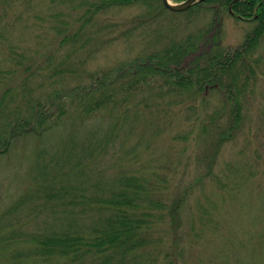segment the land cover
<instances>
[{"label": "trees", "instance_id": "1", "mask_svg": "<svg viewBox=\"0 0 264 264\" xmlns=\"http://www.w3.org/2000/svg\"><path fill=\"white\" fill-rule=\"evenodd\" d=\"M13 1L17 10L9 14L0 7V157L16 141H32L24 191L43 196L49 210L43 214L40 201L29 208L38 216L21 257L29 261L0 264L197 261L193 244L203 234L192 232V222L190 242L181 247L176 211L201 179L182 175L196 165L208 183L221 143L240 130L239 97L244 101L264 70V4L201 0L177 13L160 0ZM129 7L135 12L118 24ZM229 10L252 23L234 48L219 43ZM16 22L27 36L12 35ZM120 41L135 52L111 46ZM206 92L222 95L216 110H206ZM187 122V131L178 130ZM138 128L151 141L140 133L123 144ZM170 134L171 170L159 171L148 190L145 173L132 167L140 168L146 150ZM186 134L190 144L204 140L208 149L174 148Z\"/></svg>", "mask_w": 264, "mask_h": 264}, {"label": "rangeland", "instance_id": "2", "mask_svg": "<svg viewBox=\"0 0 264 264\" xmlns=\"http://www.w3.org/2000/svg\"><path fill=\"white\" fill-rule=\"evenodd\" d=\"M170 2L176 3L172 0ZM4 5L8 8V14L11 10H17L13 0L0 1V7ZM18 8L21 9L19 2ZM134 12V9L129 7L117 16V23L122 24L121 18ZM11 26L12 35L19 39L27 36L18 22ZM251 26L252 23L226 17L222 22L219 43L228 48L239 46ZM114 30L116 31L117 27H114ZM111 46L123 52H135L123 41ZM105 52L111 54L113 51L107 49ZM245 93L247 94L244 101L242 96L239 97L243 107L238 122L240 130L234 135V140L221 143L215 155L209 182L206 180L202 182L204 179L199 176L200 168L196 165L190 167V174L182 175L184 181H189L188 175H191L194 180L200 178L202 182L201 185L199 183L190 188L189 193L184 195L181 208L176 211L181 247L185 248L188 245L193 231L197 230L203 234L199 239V245L193 244V247L197 248V261H191L190 264H264V70L256 75L255 84ZM221 97L220 93L206 92L204 95L206 110L212 111L220 107ZM188 128L187 122L184 128L178 130L183 132ZM140 133L144 141H151V138L147 139L146 132L132 130L128 133V141L125 140L123 144L133 143L135 138H139ZM61 134L58 133L59 136ZM171 135L158 138L157 143L152 144L139 159L140 168L132 167L137 174L141 171L145 173L146 182L143 185H146L148 190L152 185L150 183L160 177L159 171L164 173L171 170L173 152H170L167 145ZM189 138L187 134L185 137L178 136L172 145L178 150H193L194 147L201 149L204 143L203 150L208 149V144L204 140L200 143L193 141V144H190ZM33 149L32 141L19 140L0 157V263L29 261L21 257L30 243V233L38 219L36 211L33 216L29 214V208L34 202H42L41 199H44L43 196L40 199L34 190L24 191L30 184ZM162 160L165 167L161 163ZM174 174L181 175L177 172ZM55 181L50 185H57ZM204 194L212 199L209 205L202 200L201 196ZM47 210L49 202L46 200V204L42 202L43 214ZM192 222L195 228L189 233ZM173 231L168 230L169 236L174 235ZM36 260L37 258H32L30 261L35 263ZM188 262L190 261H178L179 264Z\"/></svg>", "mask_w": 264, "mask_h": 264}, {"label": "water", "instance_id": "3", "mask_svg": "<svg viewBox=\"0 0 264 264\" xmlns=\"http://www.w3.org/2000/svg\"><path fill=\"white\" fill-rule=\"evenodd\" d=\"M197 1L198 0H184L181 3L173 4L169 0H161V3L163 7H165L166 9L170 11L180 12V11H184L188 9L190 6H192ZM261 1L262 3H264V0H261Z\"/></svg>", "mask_w": 264, "mask_h": 264}]
</instances>
